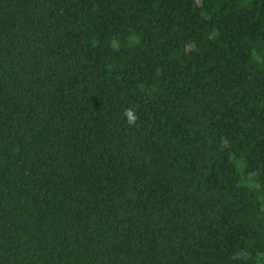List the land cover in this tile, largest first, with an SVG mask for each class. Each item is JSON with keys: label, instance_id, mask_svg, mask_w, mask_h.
Wrapping results in <instances>:
<instances>
[{"label": "trees", "instance_id": "1", "mask_svg": "<svg viewBox=\"0 0 264 264\" xmlns=\"http://www.w3.org/2000/svg\"><path fill=\"white\" fill-rule=\"evenodd\" d=\"M0 264H264V0H0Z\"/></svg>", "mask_w": 264, "mask_h": 264}, {"label": "clouds", "instance_id": "2", "mask_svg": "<svg viewBox=\"0 0 264 264\" xmlns=\"http://www.w3.org/2000/svg\"><path fill=\"white\" fill-rule=\"evenodd\" d=\"M125 115L127 116L129 123L134 122L135 117L132 115L130 110H126Z\"/></svg>", "mask_w": 264, "mask_h": 264}]
</instances>
